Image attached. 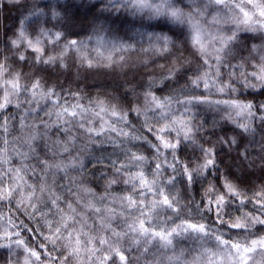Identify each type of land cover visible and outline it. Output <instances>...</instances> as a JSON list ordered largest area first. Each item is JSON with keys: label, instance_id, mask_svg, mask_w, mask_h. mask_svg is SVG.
<instances>
[{"label": "clouds", "instance_id": "obj_1", "mask_svg": "<svg viewBox=\"0 0 264 264\" xmlns=\"http://www.w3.org/2000/svg\"><path fill=\"white\" fill-rule=\"evenodd\" d=\"M0 264H264V0H0Z\"/></svg>", "mask_w": 264, "mask_h": 264}]
</instances>
